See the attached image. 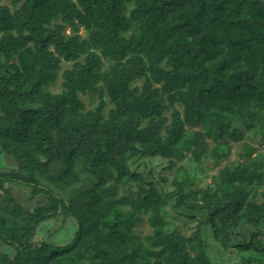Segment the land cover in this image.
I'll list each match as a JSON object with an SVG mask.
<instances>
[{
    "label": "trees",
    "instance_id": "obj_1",
    "mask_svg": "<svg viewBox=\"0 0 264 264\" xmlns=\"http://www.w3.org/2000/svg\"><path fill=\"white\" fill-rule=\"evenodd\" d=\"M4 1L0 248L12 254L0 264H214L205 235L237 264H264L262 151L201 186L175 169L172 210L201 216L190 235L168 228L160 185L128 165L174 167L207 143L217 165L231 140L264 137V0ZM12 183L43 200L25 208ZM51 220L46 236L73 224L63 244L35 238Z\"/></svg>",
    "mask_w": 264,
    "mask_h": 264
},
{
    "label": "rangeland",
    "instance_id": "obj_2",
    "mask_svg": "<svg viewBox=\"0 0 264 264\" xmlns=\"http://www.w3.org/2000/svg\"><path fill=\"white\" fill-rule=\"evenodd\" d=\"M4 2L8 3L7 0H5ZM61 64L63 68H67L70 66V62L62 61ZM51 89L53 91L59 90V83L57 82L53 84L51 86ZM82 100L84 102V108L86 109L93 107L95 104L94 98L83 96ZM263 138L260 140L259 137L252 135L251 139L249 140L247 138H242L240 141L236 142L231 140V149L229 155L225 158H222L217 165L214 164L212 159H202L203 157H207L206 148L208 147V143L205 145L195 146L190 154V157H187L188 159L185 158V160L177 163V165H175L174 167L168 166V161L160 157H146L144 159L134 158L133 160L128 161V165L132 170L144 174L143 177L149 176V179L145 178V180H154L160 185V189L164 192V197L166 198L165 204L163 206V216L166 220L168 228L175 227L183 234L190 235L195 229L196 221L201 216H195V218L191 220L189 217L183 218L180 216H176V212L172 210V195L170 194V191L173 188L171 186V179L174 175L175 169L180 164H182L189 173L190 181L193 182L196 186H201L210 181V175L215 171V169L224 166L229 161L239 160L241 162H244L246 160L245 150L252 152V155H254L258 150L264 153ZM210 140L211 139H208L207 141L211 142ZM207 158H209V156ZM163 176L166 177L164 183L160 180V178ZM6 186L10 189L11 193L15 197H17L18 202L22 203L25 208H30L34 205V203H39L41 202V200H43L41 198V195H37L35 197V200L27 202L29 190L26 187L15 186L14 183L6 184ZM67 225L68 230L62 229L54 233L52 236H46L47 233H51L50 231L58 226V221L57 223L54 220L44 222L38 227L35 238L41 239L42 237H50V240L59 244H63L68 239V233L70 232V234H72L74 229L73 224L70 221L66 223V226ZM138 231L141 234H144L150 231V227L146 222H142L138 227ZM205 243L207 246V254L214 264H237V259L235 257H229L232 256L229 254V252L222 253L217 243L212 241V239L208 235H205ZM0 250L2 252L9 253L10 255L12 254V249L8 248V246L3 245Z\"/></svg>",
    "mask_w": 264,
    "mask_h": 264
},
{
    "label": "water",
    "instance_id": "obj_3",
    "mask_svg": "<svg viewBox=\"0 0 264 264\" xmlns=\"http://www.w3.org/2000/svg\"><path fill=\"white\" fill-rule=\"evenodd\" d=\"M2 160L6 166H14L15 165L14 160L12 158L6 156V155H2Z\"/></svg>",
    "mask_w": 264,
    "mask_h": 264
}]
</instances>
